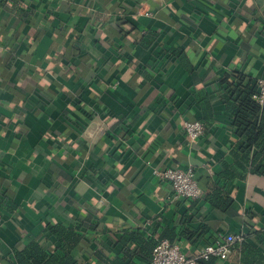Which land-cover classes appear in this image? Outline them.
I'll use <instances>...</instances> for the list:
<instances>
[{
    "label": "crops",
    "instance_id": "1",
    "mask_svg": "<svg viewBox=\"0 0 264 264\" xmlns=\"http://www.w3.org/2000/svg\"><path fill=\"white\" fill-rule=\"evenodd\" d=\"M14 1L0 0V203H14L0 205V264L33 239L53 251L47 224L86 214L98 226L80 227L79 264H149L127 231L190 254L244 233L218 264H264V175H220L237 140L221 80L264 77V0ZM194 119L206 133L191 143ZM171 165L194 168L203 194L213 177L234 212L175 198L152 172Z\"/></svg>",
    "mask_w": 264,
    "mask_h": 264
},
{
    "label": "trees",
    "instance_id": "2",
    "mask_svg": "<svg viewBox=\"0 0 264 264\" xmlns=\"http://www.w3.org/2000/svg\"><path fill=\"white\" fill-rule=\"evenodd\" d=\"M1 1L5 7L9 8H13L18 3L14 0ZM19 2L22 7L26 6V3ZM170 52L176 56L183 54L182 49L179 48H172ZM236 77L237 80L234 82L229 80V76H225L221 80L224 91L229 95L227 104L233 116L231 125L237 136V140L231 149V159H224L223 171L220 173L227 179L246 178L249 174L264 175V105L257 102L254 97L258 90V83L252 81L245 83L243 73H237ZM232 165L236 166L237 169ZM208 184L212 187V191L203 194L204 201L224 212L233 213V196L226 194L219 188L213 177L209 178ZM191 200L197 202L199 199ZM0 205L8 209L14 207L11 196L8 195ZM95 218L92 214H86L85 219L80 221L77 229L60 223H48L45 231H49L59 242V245L53 251H48L38 239H33L23 249L15 248L16 264H79L72 251L82 238V234L79 232L80 227L95 228L98 226ZM217 237L218 235L215 233L203 245L214 242ZM163 238H168L174 242L169 234L157 239H146L133 231H127L120 240H123L124 243L128 240L136 243L137 255L151 262L153 250L159 240ZM258 256L260 261L264 262V256L261 253ZM131 258L132 256L128 252H124L123 255H118L109 264H132ZM220 260L222 259L217 256L200 257L198 264H218Z\"/></svg>",
    "mask_w": 264,
    "mask_h": 264
},
{
    "label": "built area",
    "instance_id": "3",
    "mask_svg": "<svg viewBox=\"0 0 264 264\" xmlns=\"http://www.w3.org/2000/svg\"><path fill=\"white\" fill-rule=\"evenodd\" d=\"M146 13L150 14V12ZM254 97L257 102L264 105V77L258 79V90ZM184 127L191 143L198 142L206 133L205 124L198 119L186 121ZM152 172L156 182L172 185L175 198L199 199L203 195V188L192 167L154 166ZM244 239V233H219L214 242L202 245L195 253L190 254L184 252L180 244L163 238L155 246L153 258L149 264H198L200 257L211 256L226 259L231 247Z\"/></svg>",
    "mask_w": 264,
    "mask_h": 264
}]
</instances>
